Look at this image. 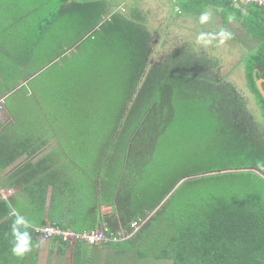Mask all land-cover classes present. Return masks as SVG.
<instances>
[{
  "label": "trees",
  "instance_id": "1",
  "mask_svg": "<svg viewBox=\"0 0 264 264\" xmlns=\"http://www.w3.org/2000/svg\"><path fill=\"white\" fill-rule=\"evenodd\" d=\"M41 1L43 6L52 3ZM54 1L59 3L58 10L38 21L35 40H16L24 44L20 45L21 52L30 54L25 57L28 60L36 55L37 46L46 39L45 29L55 25L58 17L69 25L65 29L75 31V36L66 40L63 56L74 52L80 56L66 68L87 63L95 74L94 86L79 91V98L74 96L79 102L77 107L71 109L75 103L65 107L70 115L78 111V117L63 118L73 123L72 130L66 129L63 136L73 139L76 152L65 155L66 145L61 140L57 144L56 163H66L70 169L68 179L55 183L45 174L22 177V191L32 196V205L24 203L20 191L6 199L3 188L9 181H0V264L36 263L29 258L31 254L23 258L11 254L10 204L37 228L50 223L66 228L45 215L50 183L55 195L60 196L62 188L63 193L85 192L92 197V203L80 204L76 209V214L86 216L85 221L78 217L81 227H73L76 232L94 231L101 225L129 233L134 222H144L130 239L116 244L94 246L84 241L71 244L52 239L61 244L62 253L63 248L73 247V264L89 261L81 249L83 244L111 248L120 245L122 254L136 249L138 260L152 258L171 264H264V97L258 87V81L264 79V3L171 0L186 17H198L202 11L211 10L224 20L225 27L237 23L254 44L241 63L246 86L260 112L255 118L249 98L221 74L220 67L214 68L213 58L186 49L158 56L150 33L121 11L114 12L118 5L113 2ZM3 5L6 10L14 9L11 3ZM14 16L13 12L10 19ZM102 58L117 60L111 64L113 77ZM1 63L3 70L5 65ZM42 65L31 72V77L36 79L47 69ZM10 66L19 71L27 64L16 62ZM68 79L63 80L62 89L73 85ZM72 79L82 82V78ZM75 92L76 86L67 94ZM95 99L107 105L92 118L81 110ZM114 100V107L107 110ZM74 128L82 134L74 133ZM54 139H60L59 133ZM52 156L50 150L48 158L37 163L34 170L48 168L50 173L49 169L56 166ZM47 163L50 166L46 168ZM17 173L10 179L12 185ZM30 178L35 180L32 185L28 184ZM86 187L89 191H84ZM73 196L70 206L78 203ZM32 234L36 244L41 238L36 230Z\"/></svg>",
  "mask_w": 264,
  "mask_h": 264
},
{
  "label": "rangeland",
  "instance_id": "2",
  "mask_svg": "<svg viewBox=\"0 0 264 264\" xmlns=\"http://www.w3.org/2000/svg\"><path fill=\"white\" fill-rule=\"evenodd\" d=\"M107 1L118 5L117 8L114 9V12L121 11L125 14V16L132 18L144 26L145 31L149 32L151 35L149 38L153 41V48L158 56L164 53L167 54L174 50L182 51L183 49H186L198 54H205L209 58H213L214 68L217 69V67H220L221 74L227 75L230 79L228 81L237 88V91L249 98L251 101V105H249L250 112L255 118H259L260 112L253 101V96L246 86L244 65L241 63L242 58L249 53L248 47H252L254 44L248 41L243 29L239 28L237 23L230 22L228 27H225L223 25L224 20L222 21V19L213 12V21L207 25H200L198 23V17H186V15H182L179 11H177L178 8L173 6L171 0ZM4 2L14 5V9H12V11L15 16L11 19L10 17L13 12L4 8ZM39 4H41V7H39ZM58 7L59 3L54 0H52V3L47 6H43V2L41 0H0V33L3 32L0 34V48L2 47L4 41L15 39L13 41H8V44L6 43L7 46L3 47L5 50H9L10 53L15 54L17 57L20 55L22 56L23 52H21L22 47L20 45L24 44L22 42L19 44L20 41L16 40H21L23 38L29 41L35 40L37 34L34 33V31L35 28L38 27V21L44 19L47 15H50L54 11H57ZM7 18H9V21ZM51 19V17L48 18V20ZM47 22L48 21L44 20V23ZM65 26L69 25H65V22L60 20L58 17L55 25L47 26L48 28L45 29L44 33L46 39L45 41H42V45L40 44L37 46L39 48L37 49L39 50L38 54L33 55L28 60L26 71L28 74H31L34 69H38V66L42 64L43 67L47 65V69L31 83L29 82L23 84L24 87L16 89V92L11 91L12 94L8 99H6V103H8V106L11 104L14 106L13 120L17 121V123L20 122V124L23 125L17 128L18 131L22 130L23 132L22 135L19 133L18 136H29L33 133L35 136L42 138L45 142L56 141V144L58 145L61 140L64 145H66L68 150L65 152V155H72L76 152V145L73 142V139L65 138L63 135L66 129L72 130L73 123L72 121L65 120L63 118H65V116H68L69 118H72L73 116L78 117V111L70 115L68 114L70 109L66 110L65 107L72 103L75 104L71 105V109H74L73 107H77L79 102L76 97L79 98V91L84 92L86 91L84 88L94 86L95 74L89 70L90 67L87 63L82 67L81 65L79 67L73 65L66 68L70 62L75 63L80 56L76 54V52L73 54L67 53L69 56L66 57L63 56L62 53L65 50L67 41L75 36V31L65 29L68 28ZM221 29L231 34L230 38L223 44H220L218 39L214 41L212 45L208 46L200 45L196 42V37L200 31L218 32V30ZM15 42H17V44ZM95 48L96 46L94 45L92 51H94ZM6 58L8 57L3 55L0 56V62H2L1 64L5 65L4 71L0 72L1 94L6 93L8 89L18 83L17 78L24 76L23 69L21 72H11V64L9 61L5 60ZM102 59L104 63L107 64V67H109L106 69L110 70V77H113L112 72H115V69L111 66V64L116 63L117 60ZM83 60L88 61L86 58ZM9 76L10 78H8ZM65 78H69L68 80L73 85L66 86L62 89L64 87L62 82ZM72 78H82V82H76ZM75 86V94L68 95L67 93L71 92ZM87 105H89V107L84 106L81 111L86 114L88 112L92 118H95L102 112V109H105L107 103H97L95 99L88 102ZM114 105L115 100L107 107V110L113 108ZM5 106L6 105L4 103H0V112H7V110H5ZM7 116L8 115L5 113L4 118L9 119ZM2 121H4V119ZM93 123L96 126L95 119ZM115 123L116 121L112 122V124ZM113 130L114 127L110 128V133H112ZM75 132L76 134H82V131L78 130V128H74V133ZM56 133H59L60 139H54L57 135ZM58 151L59 148L57 147L53 149V156L50 157L52 163H56L59 159ZM84 152L86 154L89 152V147L87 145L84 147ZM4 160L5 159H3V161ZM62 163L61 168L64 172V181V179H68L70 169L64 161H62ZM28 166L32 167L30 163ZM28 166L23 168L21 171L24 178L26 176H30L31 174L37 177L43 175L42 171H32L28 168ZM44 166L47 168L50 166V163H47ZM47 178L49 179V177ZM54 178L58 180L56 176H54ZM83 178L86 181L87 177ZM79 180L80 178H77V181ZM84 191L89 190L86 187ZM5 192L7 193V191ZM70 195H74L73 197L75 202H79L81 205H89L93 200L92 197L86 195L85 192H77L75 194L65 192L63 193L61 202H69L71 198ZM143 224L144 222L141 224V227ZM130 256L133 258H128V264H165V262H168L158 261L152 258H150L151 260L145 262L138 260L136 249L130 252Z\"/></svg>",
  "mask_w": 264,
  "mask_h": 264
},
{
  "label": "crops",
  "instance_id": "3",
  "mask_svg": "<svg viewBox=\"0 0 264 264\" xmlns=\"http://www.w3.org/2000/svg\"><path fill=\"white\" fill-rule=\"evenodd\" d=\"M3 46H7V44L3 43L2 47L0 48V56L3 55L8 57L5 60L9 61L10 64H16V62L21 64L22 62L26 64L28 63V58L25 57H27L30 54H28L27 52L25 53L23 52L22 56L20 55L17 57L15 56V54L10 53L9 50H5ZM12 58L16 59V62ZM26 67L27 66H23L18 71L21 72L24 70L23 72L24 76H20L19 78H17L18 83H16L13 87L8 89L6 93L3 94L0 93V103H4L6 105L5 110H7V112L4 111L0 112V138H1L0 152H2L0 153L2 154V157H0V181L3 180L9 181V183L5 185V188H3V192L7 191V193L5 192L7 194V198L13 195H17V193L20 191L24 203L28 205H32V201L30 199L32 196H29L28 194L22 191V188H24L25 186L23 183H20V179L23 177L21 171L24 167L28 166L29 163L32 165V167L28 166V168L33 171L37 163H39L45 158H48V154L50 150H53L54 148L58 147V145L56 144V141L45 142L42 138H40L39 136H35L33 133L30 134L29 136L27 135L18 136L19 133L22 135L23 132L22 130L18 131L17 128L23 125H21L20 122L17 123V121L13 120L14 106L12 104L8 106V103H6V99H8L9 96L12 94L11 91L16 92V89L24 87L23 84L29 82L31 83L32 81L35 80L34 79L35 76L31 77V74L27 73ZM259 68L260 67H258V69ZM4 69L0 70V72H3ZM14 71H17V69L14 68L13 70H11V72ZM8 78H10V76ZM5 113L8 115L7 117H9V119L4 118ZM3 119L4 121H2ZM6 146H9V149L7 151H6ZM12 158H15L16 160H12V162H10ZM3 159L5 160L3 161ZM61 164L56 163V166L49 169L50 173H48V168L47 171H42V173L51 176L50 180H53V182L58 181L59 183H62L64 172L63 169L61 168ZM18 169L21 171H19ZM14 173H17V176L13 182V184L14 183L15 184L12 185L10 179L15 176ZM32 176L34 175H31L29 177ZM54 176H56L58 180L55 179ZM34 183L35 180L30 178L28 184L32 185ZM52 184L53 183H50L48 186L47 201L45 204L46 217L47 218L50 217L51 220L61 223V225L66 228L69 227H72V229L73 227L80 228L81 225H79L78 222L80 220L77 219L78 217H82V215L81 213H77L80 214V216L76 214V209H78L77 207L78 205H80V203L78 202L76 205L73 206H70L68 202L62 203L61 200L63 198L64 190L60 188L59 191H61V195L60 196L55 195L52 193L54 189ZM74 206H75L74 210L70 211L69 208ZM104 210L107 209L105 208ZM85 217L86 216L82 217L83 221H85L84 219ZM101 227L102 226L100 225L99 228ZM83 247L84 248L81 249L83 250V252H86L89 257V261L85 262L84 264H128L130 257H132L130 256L129 253L122 254L123 248H120V245L111 248L109 246L90 247V245L83 244ZM86 248L87 250H85ZM72 249L73 247H67L66 249L63 248V253H62L61 244L58 241L55 240L45 241L43 239H37L36 244L34 243L33 251L29 253L31 254V257L29 258L32 261L36 260L35 264H73L71 258L73 256ZM165 264H171V262H165Z\"/></svg>",
  "mask_w": 264,
  "mask_h": 264
},
{
  "label": "clouds",
  "instance_id": "4",
  "mask_svg": "<svg viewBox=\"0 0 264 264\" xmlns=\"http://www.w3.org/2000/svg\"><path fill=\"white\" fill-rule=\"evenodd\" d=\"M179 11V9H177ZM213 21V12L211 10L202 11L198 16L200 25H207ZM231 34L221 29L218 32L200 31L196 37V42L200 45H212L214 41L219 40L223 44L230 38ZM11 208L10 215L13 217L10 225L11 235V254L17 258H23L33 251L34 238L33 231L37 225L25 215L21 214L16 207L9 205ZM61 227V226H60ZM63 228V227H62ZM66 229V228H63ZM72 230V229H68ZM74 231V230H73ZM76 232V231H75ZM52 240V239H51Z\"/></svg>",
  "mask_w": 264,
  "mask_h": 264
},
{
  "label": "built area",
  "instance_id": "5",
  "mask_svg": "<svg viewBox=\"0 0 264 264\" xmlns=\"http://www.w3.org/2000/svg\"><path fill=\"white\" fill-rule=\"evenodd\" d=\"M235 2L238 0H234ZM249 1V0H245ZM5 198L7 194L3 192ZM141 227L140 222H134L132 224V231L114 232L111 231L108 226L98 228L94 231H86L83 233L75 232L73 230L63 229L55 223H50L36 229V233L39 238L43 240H51L54 238L62 239L64 242L74 244L76 242H86L87 244L94 246H104L108 243H121L130 239L135 235Z\"/></svg>",
  "mask_w": 264,
  "mask_h": 264
},
{
  "label": "water",
  "instance_id": "6",
  "mask_svg": "<svg viewBox=\"0 0 264 264\" xmlns=\"http://www.w3.org/2000/svg\"><path fill=\"white\" fill-rule=\"evenodd\" d=\"M249 1H257V2L264 3V0H249ZM259 70H261V69L259 68ZM263 83H264V79H261V80L258 81V87H259V89H260V91H261V93H262V95L264 97Z\"/></svg>",
  "mask_w": 264,
  "mask_h": 264
},
{
  "label": "flooded vegetation",
  "instance_id": "7",
  "mask_svg": "<svg viewBox=\"0 0 264 264\" xmlns=\"http://www.w3.org/2000/svg\"><path fill=\"white\" fill-rule=\"evenodd\" d=\"M122 10H123V9H122ZM248 49H249V52H250V51L253 50V47H250V46H249Z\"/></svg>",
  "mask_w": 264,
  "mask_h": 264
}]
</instances>
